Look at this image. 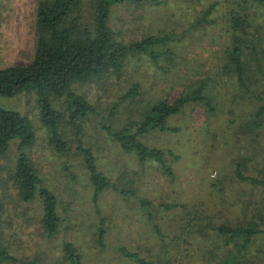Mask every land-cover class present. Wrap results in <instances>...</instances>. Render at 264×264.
<instances>
[{"label":"rangeland","instance_id":"374dc122","mask_svg":"<svg viewBox=\"0 0 264 264\" xmlns=\"http://www.w3.org/2000/svg\"><path fill=\"white\" fill-rule=\"evenodd\" d=\"M37 1L0 0V67L31 60L35 48ZM220 1L217 7L225 4L224 0L223 3ZM82 2V16L84 20H91V0ZM207 3L202 0V4ZM251 6L255 24L249 29L253 36L260 32L264 38V5ZM198 9V4H191L189 0H143L114 6L109 17V26L125 43L147 35L176 34L168 46L173 45L174 62L181 63L180 74L189 71V79L185 82L171 84L170 78L178 73L173 62L167 60L169 53L156 60L145 55L130 57L119 75L74 85V90L99 112L81 121L82 140L92 150L97 169L119 186L132 188L151 202L152 220L131 195L124 196L109 189L93 199V189L83 157L75 149L72 131L64 122L62 132L69 148L57 153L48 143L46 130L39 121L34 92L0 96L3 108L27 115L35 125L37 140L32 159L40 169L45 185L57 196L59 215L58 232L48 238L40 222L39 199L23 203L16 212L11 210L12 214L6 216V222L11 225L5 223L4 240L16 260L4 264H48L61 257L64 242L76 248L83 264H133L119 248L136 252L143 258L152 256L158 250L154 224L164 234H174L178 228L177 220L184 215L182 205H186L188 212L192 211L189 217L195 218L196 213L207 208L218 218L222 208L230 206L227 201L236 200L238 192L253 190L251 185L233 180L232 160L252 156L253 151L248 149H254V143L260 144V150L264 149V117H261L262 124L258 129H253L251 123L255 121L254 112L259 105L253 94L264 97V58L260 64L262 71H259V64L244 51L242 60L251 90L241 89L226 59L225 26L219 22L195 24ZM218 9L220 11L214 12L213 18L225 10ZM167 15L171 17L168 21L165 20ZM181 56L186 60L182 61ZM185 61H188V67ZM215 74L219 81L213 85ZM203 79L205 92L214 104L212 111L202 104L187 106L168 118L169 129L141 136L147 146L172 152L174 156H166L173 171L171 177L164 173L158 162L140 163L134 153L123 152L101 129L100 122L119 129L128 120L136 119L144 105L158 99L172 102L182 91H191L189 81ZM134 82L140 85L139 95L125 98V90ZM64 100V96L52 98V103L67 116ZM15 147L16 143H13L7 155H0L1 170L13 165ZM255 162L256 159L250 160L249 164ZM7 180V171L3 169L0 182ZM214 192H220L221 197L214 196ZM258 192L261 191L258 189ZM10 193L15 195V189L12 188ZM162 205L173 207L164 209ZM102 220L101 245L98 230ZM220 256L219 252L211 251L207 241H202L194 245L181 244L178 257L182 264H215ZM247 264H264V237L249 250Z\"/></svg>","mask_w":264,"mask_h":264},{"label":"trees","instance_id":"16d2710c","mask_svg":"<svg viewBox=\"0 0 264 264\" xmlns=\"http://www.w3.org/2000/svg\"><path fill=\"white\" fill-rule=\"evenodd\" d=\"M140 1L143 0H91V20H84L81 13L82 0H38L33 56L28 63L0 67V96L14 97L34 92L39 107V121L46 130L48 143L57 153H63L69 148L62 132L64 122L72 131L75 149L83 157L93 189V199L109 189L124 196L131 195L148 219L152 220L151 202L142 198L134 189L119 186L97 169L92 150L86 147L82 140L81 121L90 115H98L99 112L84 96L74 90L76 83L96 82L108 79L112 74L119 75L130 57L140 55L156 60L170 53V59L167 60L169 63L173 62L178 73L170 78L171 84H181L189 79V71L180 74L181 63L174 62L173 45L168 46L176 34L167 32L165 35H147L140 40L125 43L116 37V33L109 26L110 12L114 6ZM189 1L199 7L195 24L219 22L225 26V44L228 47L225 53L230 71L235 74L237 86L251 90L247 83L248 76L242 55L244 51L247 52L249 58L259 64L257 69L262 71L260 64L264 58V38L260 32L253 36L249 28L255 24V15L250 12L251 4L264 5V0H224L225 4L219 7L217 6L220 0H207V4H202V0ZM218 8L225 10L218 13L219 17L213 18V13H217ZM170 19V15H167L165 20ZM194 23L191 25H195ZM161 48L163 49L160 50ZM181 60L186 59L181 56ZM187 62L185 61L188 67ZM212 81L213 85L219 81L216 74ZM188 85L192 88H189L191 91H182L172 102L158 99L147 106L144 105L136 119L128 120L119 129H113L100 122L101 129L123 152L134 153L140 163L158 162L167 176H173L166 158L167 155L174 156L171 155L172 152L147 146L141 136L152 131L169 129L168 118L180 113L187 106L202 104L209 111L214 109L211 97L205 92L204 79L189 81ZM139 90V83L134 82L125 90L124 97L135 98L139 95ZM63 96L67 116L52 103V98ZM253 96L259 105L254 112L255 121L251 123L253 129H258L262 124L261 117H264V97L259 94ZM35 132V125L30 117L0 105V155H7L11 145L16 143L13 165L2 168L7 171L8 180L0 182V264L16 260L5 244V223L11 225V222H6V216L12 214L11 210L16 212V208L23 203L39 199L42 208L40 222L46 237L52 238L58 232L57 196L45 185L40 169L32 159V149L37 140ZM253 147L254 149H248L253 151L252 156H246L243 160H232L233 180L238 184H249L253 190L238 192L236 200L227 201L230 206L223 207L218 218L208 212L207 208L196 213L195 218L189 217L192 211L188 212L186 205H182L184 215L177 220L178 228L174 234H164L154 224L158 236V250L152 256L143 258L123 247L119 248V252L132 260L133 264H182V259L178 257L181 244L194 245L207 241L211 251L215 250L221 255L215 264H247L249 250L258 239L264 237V149L260 150L259 143H254ZM255 159V164L250 165L249 161ZM12 188L15 189V195L10 193ZM258 189L261 192H258ZM213 195L221 197L220 192H214ZM162 207L168 209L173 205ZM103 235L102 220L98 230L101 245ZM48 264L83 263L76 248L71 243L64 242L61 257Z\"/></svg>","mask_w":264,"mask_h":264}]
</instances>
